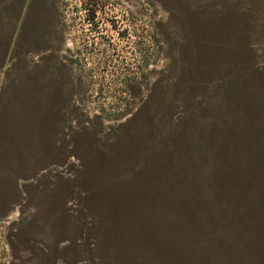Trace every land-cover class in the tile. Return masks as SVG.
<instances>
[{"label":"rangeland","instance_id":"obj_1","mask_svg":"<svg viewBox=\"0 0 264 264\" xmlns=\"http://www.w3.org/2000/svg\"><path fill=\"white\" fill-rule=\"evenodd\" d=\"M228 1L236 3L237 14L253 32L255 66L264 67V4L256 2L255 8L251 0ZM29 2L0 0V37L9 36L11 43L0 70V95L10 96L7 74L11 79L29 74L31 87L19 93L34 115L18 142L30 146L17 149L28 152L24 158L36 169L19 180L18 188L0 183L7 185L0 188V264H168L160 253H140L139 239L123 233L139 220V206H129L131 213L120 214L117 224L103 190L129 195L143 185L139 177L163 143L139 157L150 140L139 136V129L126 136L124 127L157 84L164 87L176 77L183 63L180 52L191 49L184 46L188 41H194L198 57L190 68L191 105L185 107L178 97L169 116L157 109V126L179 127L190 114L193 123H186L198 129L200 145L203 125L222 116L217 107L224 104L218 85L225 70L218 54L227 42L218 27L222 0H45L31 23L42 50L17 56L20 62L13 66ZM178 20L184 23L180 31ZM207 68L218 77L206 79ZM199 145L194 152H200ZM107 148L118 158L99 156L98 150ZM117 196L121 207L133 199Z\"/></svg>","mask_w":264,"mask_h":264},{"label":"trees","instance_id":"obj_2","mask_svg":"<svg viewBox=\"0 0 264 264\" xmlns=\"http://www.w3.org/2000/svg\"><path fill=\"white\" fill-rule=\"evenodd\" d=\"M259 1L264 4V0H251V6L255 7ZM18 2L23 4L24 0ZM45 4V0L28 3L27 15L15 41L13 66L20 62L17 56L41 52L32 30L37 28L31 23L35 11L43 10ZM235 7L236 3L222 0L218 10L223 16L218 26L220 37L227 41L221 43L224 48H219L218 54L225 69L218 85L224 104L217 105L222 116L216 122L203 125L202 144L197 143L201 138L198 129L186 123L189 120L193 123L190 114L179 127L172 129L166 122L158 127L155 119L159 108L169 116L168 111L174 108L178 97L185 107L191 105L190 68L198 57L192 47L196 46L194 41H188L184 46L191 51L180 52L183 63L176 77L164 87L157 84L149 100L124 127L126 136H132L130 131L139 129V136L144 140H155L153 147L148 145L150 141L145 142L139 157L146 150H155L157 143H163L154 159L148 160L144 175L139 177L143 185H139V190L133 188L129 195L111 194L112 188L108 187L103 190L108 212L117 224L122 219L120 214L131 213L129 206H139V220L135 221L133 230L122 231H130L139 239L140 253H160L168 264H264V67L255 66L253 32ZM183 25L177 21L178 31ZM9 39V36L0 37V70L9 60ZM207 70L206 79L218 77L216 70ZM6 76L5 91L10 96L0 95V183H12L18 188L20 179L36 174L35 167L24 158L28 152L17 149L30 146V142L19 143L18 137L34 114L19 93L31 87L26 83L29 74L20 72L14 79L10 74ZM17 96L20 99L11 106ZM198 145L200 152H194ZM113 146L116 149V144ZM108 150L97 153L109 158L108 161L118 158L114 151ZM132 157L136 158L137 154ZM149 180L159 184L151 186L145 182ZM6 187L0 185L1 189ZM118 194L126 201L133 199L128 206L121 207L123 203L119 202ZM118 231L117 236L121 238V230Z\"/></svg>","mask_w":264,"mask_h":264}]
</instances>
